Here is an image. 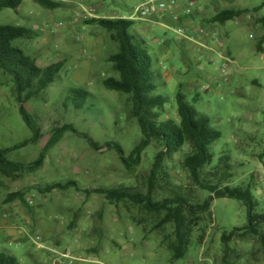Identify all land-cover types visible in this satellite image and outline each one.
Here are the masks:
<instances>
[{
  "label": "rangeland",
  "instance_id": "obj_1",
  "mask_svg": "<svg viewBox=\"0 0 264 264\" xmlns=\"http://www.w3.org/2000/svg\"><path fill=\"white\" fill-rule=\"evenodd\" d=\"M62 1L63 7L55 11L45 10L28 0L15 11L0 12V24L26 27L39 34L33 40L16 43L37 61L39 67L46 68L58 62L65 64L54 86L24 106L40 131L39 138L8 153L5 159L32 165L43 153L53 130L63 125H72L78 132L87 134L101 150H94L86 140L68 133L47 154L44 164L36 171L25 172L12 179L0 175V210L4 207L14 210L0 211V222L7 220L17 224V229L10 231L9 240H0V253L15 256L21 264H33L34 259L52 264V254L39 250L33 244V239L39 236L48 246L53 242L61 252L86 253L101 264H264L263 225L253 236L229 242L223 240L224 233L248 225L247 209L237 200L216 199L208 212H198L196 217L200 220L195 221L187 236L185 256L175 262L169 249V244L176 241L173 225L167 224L155 230L163 214H151L130 203L114 206L102 196L84 193L97 188L121 187L142 193L147 191L159 148L156 145L149 148L134 172L126 170L116 152L105 148L107 143H117L129 156L139 144L141 134L131 117L129 97L108 91L103 85L106 79L116 77L107 60L118 52V46L110 33L98 25L86 24L99 19H128L146 0ZM177 1L173 9L183 8L193 14L197 4L206 6L219 0H194V6L190 5L194 2L191 0ZM259 6L260 0H233L226 5V10H249L250 14L245 17L253 19V27L248 23L238 25L229 22L224 28L229 33L223 38L224 44L232 52L235 62L226 72L235 71L238 81L223 86L222 97L213 98L203 92L202 87H207V83L197 87L194 95L180 88L189 78H197L195 76L205 80V72H199L209 67H200V51L191 42L192 31L182 26L189 38L177 43L173 31L179 25L172 26L173 30H165L152 19L135 21L130 34L145 43L153 69L165 80V85L158 81L156 91V94L167 97L169 102L167 107L170 110L165 119L176 118V96L181 89L187 101L198 112L208 116L221 134L220 140L210 148L213 162L202 172V178L222 186L251 187L256 212L264 215V88L252 86L247 81L256 76L264 86V67L250 75L244 70L251 64L264 66L255 50L262 41L260 35L264 33L260 16L255 18L253 13ZM188 47H195L194 56ZM186 63L192 67L188 68ZM223 67L224 63L217 59L210 69L221 84L225 79L221 76ZM247 88L252 100L244 97ZM72 89L90 93L80 110L67 101ZM13 90L14 84L0 73V150L33 137L20 114V105ZM224 156L228 158L223 161ZM67 182H75L79 190L71 188L43 193L51 185ZM17 192L24 194L25 202L16 200L8 203V196ZM209 196L197 187L184 169L181 154L166 159L153 191L155 202L181 197L190 205L197 206ZM190 219L193 220L192 217Z\"/></svg>",
  "mask_w": 264,
  "mask_h": 264
},
{
  "label": "trees",
  "instance_id": "obj_2",
  "mask_svg": "<svg viewBox=\"0 0 264 264\" xmlns=\"http://www.w3.org/2000/svg\"><path fill=\"white\" fill-rule=\"evenodd\" d=\"M28 0H0V12L3 10H17ZM39 7L55 11L63 7V3L51 0H29ZM261 6L253 10L258 13L264 9V0ZM250 14L249 11L226 10L219 13L213 20L214 23L224 24L238 19L242 15ZM264 27V17L260 20ZM135 21L128 19H99L87 21L88 25H98L110 33L113 42L118 46V52L109 56L108 62L116 77H110L103 82L104 87L111 92H117L129 97L131 103V117L137 123L141 134L139 144L126 156L123 148L117 143H107L105 148L114 151L121 158L126 170L134 172L141 164L144 153L156 145L159 151L155 157L154 165L147 183L146 193L138 192L131 188L121 187L104 189L97 188L86 190L87 196L92 194L102 196L114 206L119 204H133L155 215H164L155 230L161 229L167 224H172L176 241L169 244L173 261L184 258L188 246L189 235L198 212L205 213L211 209L216 199L237 200L247 209L248 225L242 229L235 228L229 233L223 234L225 242L233 239H243L257 234L261 225L264 226V215L256 212V201L251 193V187H231L229 184L222 186L213 181L202 178V172L212 165L213 157L210 152L211 146L220 140L221 134L214 128L210 118L200 112L187 101L186 95L181 91L176 96V118L169 117L170 107L167 97L156 94L158 81L165 85L163 76L153 69V61L144 42L138 41V37L130 34ZM39 34L36 31L22 26L0 24V73L5 75L14 84L13 94L20 105L22 115L27 127L33 133V137L11 148L0 150V175L12 179L25 172H34L39 169L46 159L47 154L59 144L66 134L70 133L84 139L96 151L100 146L93 142L87 134L78 132L72 125H63L53 130L43 153L32 165L26 166L19 163L8 162L5 156L13 151L22 149L37 141L40 131L34 120L27 114L24 106L28 102L41 97L56 83V79L64 68L63 62L52 64L46 68L39 67L37 61L16 45L22 40H33ZM264 44V36L259 45L260 52ZM163 79V80H162ZM182 88V86L180 87ZM90 97V93L82 89H72L68 93L67 101H70L75 109L80 110ZM167 107V108H166ZM171 113V112H170ZM181 154L183 167L197 185L209 198L197 206L190 205L184 198L175 197L162 202H155L153 191L157 180L163 172L166 159L174 158ZM227 156L222 157L224 161ZM74 188L79 190L75 182L54 184L43 193H52L56 190L68 191ZM16 200L25 202L24 194L17 192L8 196L7 202ZM193 218V220L190 219ZM0 264H21L12 255L0 253Z\"/></svg>",
  "mask_w": 264,
  "mask_h": 264
},
{
  "label": "crops",
  "instance_id": "obj_3",
  "mask_svg": "<svg viewBox=\"0 0 264 264\" xmlns=\"http://www.w3.org/2000/svg\"><path fill=\"white\" fill-rule=\"evenodd\" d=\"M194 1V0H191ZM233 2V0H219V1H213L212 4L206 5V6H199L197 4V10L194 11L193 14L187 16L184 15L185 11L183 8L180 10L173 9V7L167 11L165 14L162 16L153 19L152 21L159 27L165 30H173L174 28L172 26H178V23L176 22V18L180 17V25L183 26L184 28L186 27L193 33V38L191 39L192 44H195L199 47L200 55H199V63H201V66L209 65L208 69L200 71L199 73L205 72V80H202L201 78H198V76H195L197 78H189L188 82L182 85V88L185 89L190 94H196L197 93V87H202L203 83H207V87L203 86L202 89H204L203 92L207 93L209 96L214 97H222L224 90L222 89L223 86L228 85L234 82L238 81V79L234 76L236 74L235 71H229L226 72V69L230 68L232 64H235L234 60L232 59V52L229 50V48H226L224 44V39L225 37L229 36V33L224 29L227 27L226 22L224 24L220 23H214L213 19L222 11H226V5L228 3ZM189 3V2H188ZM191 6L196 5V2L190 3ZM260 7V6H259ZM258 7V8H259ZM256 9V8H255ZM241 11H249L247 9H239ZM264 9L259 10L258 13H254L255 18H259L260 20L264 17H262V12ZM259 15V16H258ZM99 18H104V17H99ZM126 18V17H123ZM122 18V19H123ZM251 18V17H250ZM242 20L240 23L239 21ZM238 25L248 23L251 27H253V19L248 20L245 15H242L238 19H235L233 21ZM156 25V26H157ZM256 29L262 30L259 26H256ZM264 29V27H263ZM264 36V33L260 35V39ZM259 45L256 47V52L260 56V59L262 62H264V44L262 45V51L260 52L259 50ZM190 50L193 52L194 56V51L195 47H188ZM222 61L224 63L223 67V74L221 76H225L224 79V84H221L219 80L210 72V69L213 68V66L216 63V60ZM196 61V59L194 58ZM203 63V65H202ZM226 64H230L228 67H226ZM188 68H191L192 65L190 63H186ZM263 67H259L256 64H251L250 67L245 68L244 70L249 72L248 74H255L254 72L256 71H262ZM167 68L164 67V70ZM199 69V68H198ZM239 70H237V75L239 74ZM253 70V72H251ZM209 71V72H207ZM228 73V74H226ZM233 75V77H231ZM248 78L247 81L250 83L252 86H256L258 88H264L262 85V82L257 80V78ZM234 94L237 95L236 92H233ZM244 97L246 99H253V96L249 93L248 88L244 90ZM196 96V95H195ZM258 109V108H257ZM263 110H264V101H263ZM262 156H260L261 158ZM255 174V173H254ZM253 175V174H250ZM6 209L8 211H14L11 210V207H4L0 211L4 212L3 210ZM7 214V213H6ZM6 218V216H3V218ZM18 217V215H17ZM17 229V224H11L9 221H3L1 220L0 222V240H9V233H11V230ZM52 242V241H51ZM53 244V242H52ZM58 247V246H56ZM35 261L33 264H43L39 262L38 260L34 259Z\"/></svg>",
  "mask_w": 264,
  "mask_h": 264
},
{
  "label": "built area",
  "instance_id": "obj_4",
  "mask_svg": "<svg viewBox=\"0 0 264 264\" xmlns=\"http://www.w3.org/2000/svg\"><path fill=\"white\" fill-rule=\"evenodd\" d=\"M54 2H63L62 0H51ZM177 0H170L169 3L166 0H146L144 3L139 5L135 10L133 15L128 18V20L133 21H144L152 20L156 17H160L169 11L172 7L177 5ZM192 12L188 10L184 15H191ZM178 27L173 31V35L176 36L177 43H183L184 40L188 39L187 31L180 25V17L176 18ZM230 64H226L228 67ZM33 244L37 246L39 250L48 251L52 254L51 263L52 264H101L98 259L93 258L88 254H77L71 250H65L61 252L57 249L55 245H46L42 238L37 236L33 239Z\"/></svg>",
  "mask_w": 264,
  "mask_h": 264
}]
</instances>
